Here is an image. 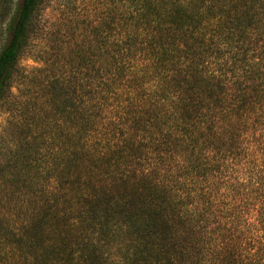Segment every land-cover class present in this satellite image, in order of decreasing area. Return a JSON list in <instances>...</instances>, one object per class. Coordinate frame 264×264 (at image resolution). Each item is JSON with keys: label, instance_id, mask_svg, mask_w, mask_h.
Wrapping results in <instances>:
<instances>
[{"label": "trees", "instance_id": "obj_1", "mask_svg": "<svg viewBox=\"0 0 264 264\" xmlns=\"http://www.w3.org/2000/svg\"><path fill=\"white\" fill-rule=\"evenodd\" d=\"M48 1L0 0V264H264V0Z\"/></svg>", "mask_w": 264, "mask_h": 264}, {"label": "rangeland", "instance_id": "obj_2", "mask_svg": "<svg viewBox=\"0 0 264 264\" xmlns=\"http://www.w3.org/2000/svg\"><path fill=\"white\" fill-rule=\"evenodd\" d=\"M13 1L17 5L22 0H13ZM61 2H62L61 0H49L47 2L49 4L44 8L41 15L42 20H46L45 22L46 25L53 23L55 17L57 18L60 15L61 7H59V3ZM32 48L33 49L30 50L31 54L30 52L29 54H25L20 60V65L27 70H32L37 66H39V63L36 62V60L34 59V57L36 56V41H35V45H33ZM7 115L8 114H6L4 110H0V131L9 124V121H7Z\"/></svg>", "mask_w": 264, "mask_h": 264}]
</instances>
